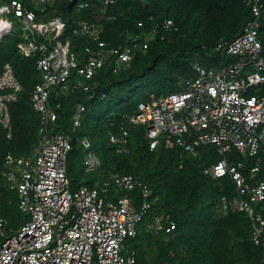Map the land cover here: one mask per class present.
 Here are the masks:
<instances>
[{"label":"built area","instance_id":"2783aa9c","mask_svg":"<svg viewBox=\"0 0 264 264\" xmlns=\"http://www.w3.org/2000/svg\"><path fill=\"white\" fill-rule=\"evenodd\" d=\"M117 1L0 0V41L17 33L19 50L36 58L41 80L32 101L42 117L40 144L34 152L29 156L9 152L5 158V174L19 193L26 220L8 234L7 221L0 216V264H136V251H126V241L137 234L139 222L153 204L152 187L140 175L110 172L93 186L83 183L74 189L67 173L72 138L57 129L60 104L56 107L52 102L54 92L89 90L88 81L109 59H114V71L133 60L132 45L108 48L101 37L105 22L116 17L109 7ZM245 2L252 17L237 37L216 48L233 60L215 66L196 62L195 77L186 79L176 92L140 102L137 113L121 126L123 135L111 138L121 151L129 152L130 127L144 124L152 149L166 140L195 156L201 145L217 146L220 158L206 165L204 172L212 178L229 175L236 189L235 197L221 198L220 210L246 211L252 219L253 240L264 244V41L260 31L264 0ZM91 7H97L98 20L81 18L73 33L80 31L93 45L76 52L67 37L73 28L71 11ZM173 26V19L164 21L165 29ZM156 33H145L135 46L147 48ZM130 38L135 41L140 36ZM72 68H76L73 79ZM22 88L7 62L0 72V128L8 137L13 133L11 105ZM84 110L80 104L74 113L75 127L82 125ZM81 142L86 149L84 168L98 170L101 157L87 137ZM135 190L141 195L139 201L129 194ZM155 226L164 228L162 217L156 218ZM174 227L172 222L166 230Z\"/></svg>","mask_w":264,"mask_h":264},{"label":"trees","instance_id":"16d2710c","mask_svg":"<svg viewBox=\"0 0 264 264\" xmlns=\"http://www.w3.org/2000/svg\"><path fill=\"white\" fill-rule=\"evenodd\" d=\"M96 8L71 11L73 28L68 29L67 37L76 52L93 45L86 35L73 30L79 28L81 18L97 21ZM109 12L116 17L105 22L101 37L108 48L132 45L133 60L114 71V59H109L88 81L89 90L76 88L62 93L58 88L60 93L52 94L54 105L60 104L57 129L72 138L67 164L72 187L83 183L93 186L110 172L140 175L152 187L153 204L142 219L148 227H138L137 234L126 241L125 250L136 251V264H264V244L253 240L248 213L220 210L223 196H236L233 180L229 175L212 178L204 172L206 165L220 158L217 146L201 145L195 156L184 146L170 145L166 140L152 149L144 124L130 127L129 152L121 151L111 138L112 134L123 135L121 126L137 113L140 102L176 92L186 79L195 77L196 62L215 66L232 61V56L216 48L243 30L252 17L250 7L245 0H118ZM167 18L174 21L170 29L164 28ZM152 30L157 33L150 37L147 48L135 46ZM260 31L264 41V22ZM131 35L140 38L133 41ZM19 42L17 33L0 41V72L10 62L23 86L11 105L12 136L0 128V216L7 221L8 234L20 227L26 215L20 208L18 191L5 174V158L9 152L31 155L40 144L42 125L41 113L32 101V92L41 80L37 61L19 50ZM75 70L72 68V74ZM80 104L85 106L82 125L75 127L73 115ZM84 137L102 159L98 170L84 168L86 149L78 143ZM129 194L140 200L138 190ZM157 217H162L163 229H156ZM172 222L175 227L167 231ZM150 249L155 251L154 262L149 258Z\"/></svg>","mask_w":264,"mask_h":264},{"label":"rangeland","instance_id":"374dc122","mask_svg":"<svg viewBox=\"0 0 264 264\" xmlns=\"http://www.w3.org/2000/svg\"><path fill=\"white\" fill-rule=\"evenodd\" d=\"M67 21L69 22V17H67ZM78 143H80L81 144V141L80 142H78ZM145 218V217H144ZM144 220V219H143ZM140 221L139 222V224H138V227L139 228H141L142 226L144 227V228H147L148 227V224L145 222V221ZM146 220H147V218H146ZM151 251L149 252V256L151 255V257H150V261L151 262H154V259H155V251H154V249H150Z\"/></svg>","mask_w":264,"mask_h":264},{"label":"crops","instance_id":"0c3cea01","mask_svg":"<svg viewBox=\"0 0 264 264\" xmlns=\"http://www.w3.org/2000/svg\"><path fill=\"white\" fill-rule=\"evenodd\" d=\"M151 257V255L149 256V258Z\"/></svg>","mask_w":264,"mask_h":264},{"label":"bare ground","instance_id":"6f19581e","mask_svg":"<svg viewBox=\"0 0 264 264\" xmlns=\"http://www.w3.org/2000/svg\"><path fill=\"white\" fill-rule=\"evenodd\" d=\"M74 21V20H73Z\"/></svg>","mask_w":264,"mask_h":264}]
</instances>
